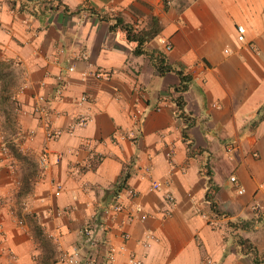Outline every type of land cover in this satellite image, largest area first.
<instances>
[{
  "label": "crops",
  "instance_id": "0c3cea01",
  "mask_svg": "<svg viewBox=\"0 0 264 264\" xmlns=\"http://www.w3.org/2000/svg\"><path fill=\"white\" fill-rule=\"evenodd\" d=\"M163 1L0 0V264H264V0Z\"/></svg>",
  "mask_w": 264,
  "mask_h": 264
},
{
  "label": "built area",
  "instance_id": "2783aa9c",
  "mask_svg": "<svg viewBox=\"0 0 264 264\" xmlns=\"http://www.w3.org/2000/svg\"><path fill=\"white\" fill-rule=\"evenodd\" d=\"M243 37L240 35L238 36V40L239 41H242ZM160 44L163 46V49L165 52H169L171 51L172 49V45L166 41L165 39H161L160 40ZM39 101H42V98H38ZM81 100H85V97H81ZM34 112L35 113H41L42 112V109L41 108H35L34 109ZM59 135L58 132L56 133H53L51 136L52 137H57ZM8 142L9 140L6 138V136H2V139H1V144H0V154L3 155V156H6V155H10L11 152L8 148ZM46 164V159L42 156L39 160V166L40 167H44V165ZM232 182H234V178H231L230 179ZM161 184L160 183H157V182H153L151 184V189L153 190H158L160 188ZM127 193L129 195L130 198H133L135 196V193L132 192V191H129L127 189H122L116 196H115V202L111 203L108 205L107 209L113 213H122L125 210V206L122 204V202L119 200V198L121 197V194H125ZM239 193H243V190L240 189L239 190ZM59 193L57 192L56 195H58ZM167 199L168 200H171V197L170 196H167ZM129 214V213H128ZM130 218H133V216H131L130 214L128 215ZM141 219H144V217H141ZM83 234L85 236H87L89 238V240H93V232L91 229H89V227L87 226L85 229H84V232ZM124 238H127V235H124ZM76 256L77 254L75 253L73 256L69 257L67 259V264H79V261H77L76 259ZM130 264H138L133 258H130L129 261H128Z\"/></svg>",
  "mask_w": 264,
  "mask_h": 264
},
{
  "label": "trees",
  "instance_id": "16d2710c",
  "mask_svg": "<svg viewBox=\"0 0 264 264\" xmlns=\"http://www.w3.org/2000/svg\"><path fill=\"white\" fill-rule=\"evenodd\" d=\"M167 1L168 0L163 1L164 6H166ZM125 31H126L127 39L137 44L134 52L138 53V49H139L138 47H142L145 43L149 42L150 40H152L153 38L157 36V34L159 33V27L155 19L151 18L147 29H142L138 32H132L130 29L125 27ZM156 67L159 72L162 71L163 68L161 66V61H156ZM3 78L6 79L7 75L3 76ZM183 84H185V80L181 77V85L177 88L178 91H184L185 87ZM3 100H5V98ZM177 105L179 106V108L181 107V104L178 101H177ZM14 108H17V106H15ZM8 148L11 154L17 157L20 156V154H18L17 152V149L13 146L10 140L8 142ZM129 176H130V170H129V167H126V169H123V171H121V175L119 176V178L117 179V182L112 188L111 195L116 196L122 189L126 188L125 184ZM207 199L210 200L209 198ZM210 205L214 207V204L212 202H210Z\"/></svg>",
  "mask_w": 264,
  "mask_h": 264
}]
</instances>
